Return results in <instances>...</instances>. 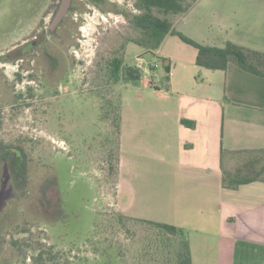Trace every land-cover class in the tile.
Segmentation results:
<instances>
[{
    "label": "rangeland",
    "instance_id": "1",
    "mask_svg": "<svg viewBox=\"0 0 264 264\" xmlns=\"http://www.w3.org/2000/svg\"><path fill=\"white\" fill-rule=\"evenodd\" d=\"M59 1L0 0V57L9 55L0 60V157L4 147L10 150L7 159L0 158V264H32L33 246H53L59 257L73 261L92 255L83 241L95 216L117 211L116 176L109 172L104 147L109 126L99 121L95 77L97 63L119 46L130 28L121 14L76 0L59 27L45 32ZM109 1L128 9L135 2ZM37 37H44L46 46L15 57L13 51ZM165 50L182 62L197 55L196 48L177 37L166 41ZM125 58L141 69L142 78L119 84L126 124L135 130L127 150L129 183L121 200L151 220L170 223L178 219L168 217L173 213L182 216L180 221L188 219L180 202L169 203L164 213L161 202L146 203L156 197V185L149 182L161 177V171L173 170L172 121L159 111L177 109V104L162 99L166 86L149 85L150 79L159 81L165 74V60L145 54L134 43L127 45ZM19 160L24 178L13 167ZM199 230L201 225L191 227L189 237L199 236Z\"/></svg>",
    "mask_w": 264,
    "mask_h": 264
},
{
    "label": "crops",
    "instance_id": "2",
    "mask_svg": "<svg viewBox=\"0 0 264 264\" xmlns=\"http://www.w3.org/2000/svg\"><path fill=\"white\" fill-rule=\"evenodd\" d=\"M172 22L175 30L203 46L224 48L231 42L264 54V0H197ZM172 37L177 36L167 35L159 50L145 53L161 56L169 65L167 94L162 99L175 102L177 109L159 111L172 121L176 147L171 149L169 163L173 170L161 171V177L149 182L156 185V197L144 202H161L163 213L169 203L180 202L188 219L180 221L182 216L173 213L168 217L179 220L170 224L189 232L201 225L200 235L189 237L193 264H264V182L224 189L220 168L224 148L264 149V76L235 62H229L226 69L199 66L196 54L188 62L176 60L165 50ZM183 119L193 121L194 126L183 124ZM127 125L122 111L115 207L148 219L121 200L124 184L129 183L127 150L135 138V130L128 125L126 131ZM152 220L165 222L158 217Z\"/></svg>",
    "mask_w": 264,
    "mask_h": 264
},
{
    "label": "trees",
    "instance_id": "3",
    "mask_svg": "<svg viewBox=\"0 0 264 264\" xmlns=\"http://www.w3.org/2000/svg\"><path fill=\"white\" fill-rule=\"evenodd\" d=\"M96 6L102 12L121 14L130 28L109 56L97 63V93L100 102L99 121L109 126L104 147L107 152L110 174L119 177L120 133L122 104L119 84L137 82L142 71L126 62L125 53L129 43L141 47L145 53H153L161 47L167 35L177 36L182 42L197 49L196 64L209 69H226L229 62L264 76V54L245 49L234 43L224 48L203 46L173 28V19L187 12L197 0H135L132 9L109 0H82ZM72 0L70 12L76 7ZM66 18V17H65ZM65 20V19H64ZM63 20V21H64ZM165 74L150 85L159 89L169 82V65L164 61ZM107 88V90H105ZM105 90V91H104ZM182 123L194 126V122L183 119ZM1 159H7L4 147ZM15 153V152H14ZM15 172L25 177V166L19 160ZM221 186L235 190L252 182H264V149H222L220 154ZM112 172V173H111ZM91 247L92 255L78 257L73 261L67 256H58L53 246H33L32 264H193L188 232L180 226L132 217L122 211L98 213L91 231L83 241ZM18 242H16V245ZM46 246V245H43ZM28 256L25 255L24 260Z\"/></svg>",
    "mask_w": 264,
    "mask_h": 264
},
{
    "label": "flooded vegetation",
    "instance_id": "4",
    "mask_svg": "<svg viewBox=\"0 0 264 264\" xmlns=\"http://www.w3.org/2000/svg\"><path fill=\"white\" fill-rule=\"evenodd\" d=\"M67 16V15H66ZM65 19V18H64ZM63 19V20H64ZM51 22V21H50ZM63 22V21H62ZM61 22V23H62ZM60 23V24H61ZM49 24V23H48ZM48 24H47V26H46V28H45V32H54V31H50V30H48L47 29V27H48ZM59 24V25H60ZM45 43H46V41H45V39H44V37H41L40 39H38V37L37 38H35V39H33V40H31L29 43H27L26 45H24L23 47H21V50H19V52L18 51H13L14 52V55H15V57L17 58L18 57V59H22L21 57L22 56H24L25 54H27L28 52H30L32 49H34L35 47H44V46H46L45 45ZM14 50H16V49H14ZM9 59V55H4L3 57H0V60H8ZM16 153V152H15ZM16 156H18V153H16L15 154Z\"/></svg>",
    "mask_w": 264,
    "mask_h": 264
},
{
    "label": "water",
    "instance_id": "5",
    "mask_svg": "<svg viewBox=\"0 0 264 264\" xmlns=\"http://www.w3.org/2000/svg\"><path fill=\"white\" fill-rule=\"evenodd\" d=\"M72 5V0H60L58 8L51 20V22L48 24L47 29L50 31H54L59 24L63 21V19L68 14L70 7Z\"/></svg>",
    "mask_w": 264,
    "mask_h": 264
},
{
    "label": "built area",
    "instance_id": "6",
    "mask_svg": "<svg viewBox=\"0 0 264 264\" xmlns=\"http://www.w3.org/2000/svg\"><path fill=\"white\" fill-rule=\"evenodd\" d=\"M149 85H150V80H149Z\"/></svg>",
    "mask_w": 264,
    "mask_h": 264
}]
</instances>
